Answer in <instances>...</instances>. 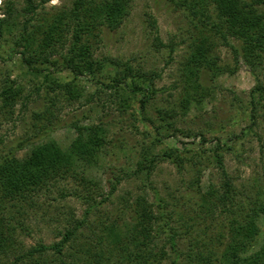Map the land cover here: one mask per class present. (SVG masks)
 Instances as JSON below:
<instances>
[{"label": "trees", "instance_id": "16d2710c", "mask_svg": "<svg viewBox=\"0 0 264 264\" xmlns=\"http://www.w3.org/2000/svg\"><path fill=\"white\" fill-rule=\"evenodd\" d=\"M48 1L24 0L19 9L15 0H7L5 17L0 16V41L10 40L7 53L11 59H18L28 72L72 98L83 95L80 80L87 78L97 90L115 95L124 112L132 110L133 117L139 113L143 122L150 121L148 107L157 93L159 74L97 54L105 28L118 29L124 23L132 0H74L71 6L40 15L39 8ZM173 1L190 8L201 32L189 46L181 80L175 86L182 87L181 97L170 112L165 111L169 120L157 126L155 141L163 143L180 132L193 138L190 144L194 146H167L155 152L159 145L153 142L143 149L133 174L149 179L160 160L171 161L182 174L190 172L188 206L179 209L177 203H169L170 199L178 201L174 191L170 199L156 191L154 201L139 194L134 201L124 199L126 213L122 212L125 216L120 222L101 220L98 229V225L93 227L89 216L101 204L94 194H104L102 182L79 170L98 164L109 143L108 128L102 123H76L71 126L76 135L67 149L51 137L34 143L23 156L0 154V264H264V191L256 198L246 195L224 162V153L233 148L237 136L216 133L210 127L189 128L185 133L172 120L180 111L201 110L204 100L215 93V81L229 71L216 52L220 46L230 47L237 60L244 58L254 67L264 63V0ZM149 24L155 44L173 51V45L161 40L152 15ZM64 73L68 76L62 79ZM25 96L19 80L9 77L0 92L1 107L11 113ZM250 103L255 125L264 105L263 83L251 89ZM49 125L45 133L59 126ZM207 143L212 146L206 147ZM212 163L219 168L220 181L209 175L204 181L205 167ZM129 175L115 177L105 199ZM70 176H79L89 191L85 196L74 192L88 203L85 215H71L72 224L59 241L27 246L17 236L18 227L26 229V225L13 223L8 217L11 208L22 209L23 203L36 201L44 190ZM212 229L216 236L210 233Z\"/></svg>", "mask_w": 264, "mask_h": 264}, {"label": "rangeland", "instance_id": "374dc122", "mask_svg": "<svg viewBox=\"0 0 264 264\" xmlns=\"http://www.w3.org/2000/svg\"><path fill=\"white\" fill-rule=\"evenodd\" d=\"M15 1L21 9L24 0ZM73 1L50 0L39 8L40 15L71 6ZM6 3L7 0H0L1 17H5L3 12ZM150 15L157 20L161 40L166 45H173V51L155 44V33L149 24ZM20 20L23 18L20 17ZM196 23L198 19L193 17L190 8L179 6L173 0H132L130 13L124 23L118 29L105 28L97 49L100 57L110 56L121 62H129L135 68L143 67L159 74L155 79L157 93L148 107L151 120L145 122L139 113L133 117L132 110L124 112L115 95L101 88L97 90L87 78L82 77L80 80L83 90L81 97L72 98L67 91L61 92L43 77L28 72L18 59L12 60L7 53L10 40L2 38L0 92L10 77L19 80L26 96L20 99L11 113L1 107L0 98V154L14 152L23 156L34 143L51 137L63 149H67L76 135L72 125L102 123L108 128L109 143L103 149L97 165L82 166L79 170H86L90 176L102 182L100 191L104 194H94L101 204L98 211L94 210L89 216L93 227L98 225V229L101 220L110 222L116 219L120 222L125 216L122 212L126 213L124 199L134 201L139 194H147L154 201L156 191L167 199L171 198L169 193L174 191L178 201L170 199L169 203H177L179 209L188 206L185 200L189 198L186 184L191 179L190 172L180 173L169 160L158 161L147 180L144 174L134 175L133 171L137 168L136 162L141 158L143 149L153 146V142L159 145L154 148L155 152L167 146L182 148L193 145L190 144L193 138L183 137L180 132L165 138L163 143L155 141V137L158 136L157 126L169 120L164 116L165 111L170 112L181 97L182 87L175 86L181 80L182 67L191 50L189 46L201 32L195 26ZM216 52L221 57L220 62L227 65L229 71L215 81L218 85L215 93L210 99L204 100L201 110L193 109L189 113L180 111L172 120L185 133L189 128L200 130L210 127L216 133L224 131L231 137L235 134L237 138L233 148L224 153L225 166L237 187L249 197L256 198L264 191V105L257 114V123L252 125L250 91L258 83L264 84V63L254 67L244 58L237 60L232 49L225 45L217 48ZM65 76L68 74H62L61 78ZM49 124L59 126L54 132L45 133ZM210 146L212 144L207 143L206 147ZM205 168L204 181H207V175L214 181H220V171L215 163ZM126 172L131 175L121 180L110 199H105L110 192L111 181H116ZM74 192L84 196L89 193L79 176L60 179L57 184L44 190L36 201L23 203L22 209L11 208L8 217L13 223L22 222L26 225V229L17 225V236H21L27 246L39 241H59L72 224L71 215L77 218L85 215L88 203L83 196L79 198ZM210 233L216 236L215 229Z\"/></svg>", "mask_w": 264, "mask_h": 264}]
</instances>
